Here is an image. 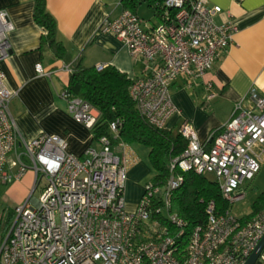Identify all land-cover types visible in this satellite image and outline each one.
<instances>
[{
	"label": "built area",
	"instance_id": "1",
	"mask_svg": "<svg viewBox=\"0 0 264 264\" xmlns=\"http://www.w3.org/2000/svg\"><path fill=\"white\" fill-rule=\"evenodd\" d=\"M219 13L221 8L206 0H163L159 22L151 27L130 9L100 24L101 32L114 35L145 64L146 74L131 79L129 96L149 125L166 128L179 112L171 85L203 77L230 44L235 26L216 22ZM12 30L7 12L0 10V61L9 52ZM94 67L101 71L106 64ZM36 70L43 73L41 64ZM206 87L211 100L215 93ZM59 95L73 120L91 131L99 112L66 87ZM13 96L0 69V186L33 171L31 190L10 208L9 221L7 210L0 212V264H244L264 236V207L249 218L229 210L245 198L240 186L264 163V94L256 87L234 102L230 118L203 142L183 121L178 133L186 146L170 161L167 182L159 186L148 180L131 211L124 198L128 163L112 142L118 120L109 123L111 135L99 136L96 147L77 157L62 137L41 133L25 139L9 110ZM176 169L212 177L228 204L220 211L209 201L205 223L191 230L185 244V222L170 204L171 191L183 182ZM254 264H264V248Z\"/></svg>",
	"mask_w": 264,
	"mask_h": 264
},
{
	"label": "crops",
	"instance_id": "2",
	"mask_svg": "<svg viewBox=\"0 0 264 264\" xmlns=\"http://www.w3.org/2000/svg\"><path fill=\"white\" fill-rule=\"evenodd\" d=\"M206 2L221 8L216 22L230 21L235 31L226 50L203 77L190 83L180 78L171 85V100L179 112L166 124V129L173 131L187 121L202 142L230 118L234 102L241 100L251 86L264 94V0ZM33 5L34 0H0V10L7 12L13 24L9 52L0 61L4 85L14 93L9 110L25 139L41 133L56 135L66 141L69 153L82 157L88 147L97 144L91 131L73 120L59 95L68 83L71 64L80 61L85 67H94L103 63L130 79L145 75L147 70L144 62L134 59L114 35L99 30L105 19L121 12V0H46V8L56 22V38L66 48L64 60L40 48L45 31L33 20ZM136 14L145 27L159 22L158 11L146 2L137 4ZM38 63L43 73L36 70ZM207 84L215 93L211 100L206 99ZM113 148L128 163L130 179L126 178L124 198L131 211L146 182L148 165L142 155L147 157L149 149L138 143H114ZM149 173L152 176V169Z\"/></svg>",
	"mask_w": 264,
	"mask_h": 264
},
{
	"label": "trees",
	"instance_id": "3",
	"mask_svg": "<svg viewBox=\"0 0 264 264\" xmlns=\"http://www.w3.org/2000/svg\"><path fill=\"white\" fill-rule=\"evenodd\" d=\"M158 11L163 0H121L123 9L136 13L139 2ZM33 20L44 29L40 37V48L47 49L55 59L66 58V48L57 40L56 22L46 8V0H34ZM131 79L113 66H106L97 71L95 67H85L80 61L71 64L66 88L69 93L88 102L99 112V118L91 130L93 139L103 134L111 135L109 123L118 120L117 137L114 143H138L149 149L148 161L152 169L149 181L164 186L169 178L170 161L178 157L186 146V140L177 132L157 129L149 125L137 112L134 102L129 96ZM175 173L183 176L182 184L171 191V211L185 222L182 244H185L191 230L206 221V204L214 201L220 211L228 204L224 200L216 181L206 175H198L192 171ZM264 207V192H261L251 205V212L243 218H249ZM11 209H7V221Z\"/></svg>",
	"mask_w": 264,
	"mask_h": 264
},
{
	"label": "rangeland",
	"instance_id": "4",
	"mask_svg": "<svg viewBox=\"0 0 264 264\" xmlns=\"http://www.w3.org/2000/svg\"><path fill=\"white\" fill-rule=\"evenodd\" d=\"M172 132L177 133L178 129L177 128L173 129ZM142 158L145 161H147V165H148V172L145 177V181L147 182L148 181L147 179H149V177L151 178L149 173L151 167L148 161V156L146 157V155L145 156L142 155ZM129 179L130 178L128 176L127 181H129ZM140 183L142 182H139V184ZM32 184H33V171L28 170L25 173V175L19 181H16L14 184L10 186L1 185L0 212L3 210H7L8 208H12L14 205L23 202L25 198L28 196ZM240 189L245 193V198L236 201L234 204L229 206V210L234 216L242 218L251 212L252 203L261 192H264V163L261 164V168L255 174V176L251 180H246L244 184L240 186ZM39 196H40V189H36L33 192V197L38 198ZM125 209L129 210L127 205H125Z\"/></svg>",
	"mask_w": 264,
	"mask_h": 264
},
{
	"label": "water",
	"instance_id": "5",
	"mask_svg": "<svg viewBox=\"0 0 264 264\" xmlns=\"http://www.w3.org/2000/svg\"><path fill=\"white\" fill-rule=\"evenodd\" d=\"M262 248H264V236L261 237L259 242L257 243L256 247L254 250L251 252V254L248 256L244 264H254L256 261L257 257L259 256Z\"/></svg>",
	"mask_w": 264,
	"mask_h": 264
}]
</instances>
